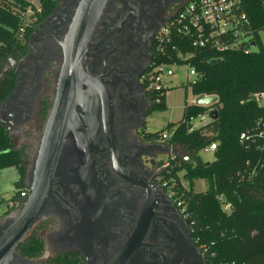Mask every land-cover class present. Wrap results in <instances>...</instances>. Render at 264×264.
<instances>
[{
    "label": "flooded vegetation",
    "instance_id": "obj_1",
    "mask_svg": "<svg viewBox=\"0 0 264 264\" xmlns=\"http://www.w3.org/2000/svg\"><path fill=\"white\" fill-rule=\"evenodd\" d=\"M70 1L67 8L59 6L54 19L36 24L24 55H10L17 61L15 86L1 118L11 138L31 135L30 166L55 100L61 43L81 0ZM176 2L107 0L88 42L85 67L109 100L83 89L42 215L22 240L35 234L43 250L31 257L17 246L7 264H208L192 237V219L161 185L160 158L167 156L158 151L167 144L147 140L153 134L147 132V118L155 112L142 79ZM43 101L50 108L41 123ZM14 212L2 215L0 237Z\"/></svg>",
    "mask_w": 264,
    "mask_h": 264
},
{
    "label": "trees",
    "instance_id": "obj_2",
    "mask_svg": "<svg viewBox=\"0 0 264 264\" xmlns=\"http://www.w3.org/2000/svg\"><path fill=\"white\" fill-rule=\"evenodd\" d=\"M60 1L38 0L39 9H36L29 0H0V64L12 53H26L27 41L36 24L48 17ZM242 4L252 35L246 50L219 53L174 38L172 44L178 52L168 48L164 55H157L153 47L151 61V65H190L197 74L195 82L188 84L192 95L218 98L209 107L186 103L178 122L168 123L159 133L147 136L148 141H153L168 132L170 139L164 142L180 152L179 156L160 162L161 177L175 178V183L170 185L174 198L192 219V237L201 251H205L208 264H264V146L257 149L254 144L239 141L242 132L264 118V107L254 99L255 95L264 94V44L259 37L264 30V0H243ZM29 10L36 20L25 24L24 15ZM186 53L191 56L182 59L180 56ZM214 59L219 61L210 64ZM14 86V72H5L0 77V105ZM49 108V102L41 103L38 113L41 123ZM166 110L165 97L153 106L154 112ZM206 113L209 123L192 129L191 119ZM213 143L214 159L206 164L199 152ZM182 157L188 161L183 162ZM10 168L18 175L13 202L20 193L28 191L26 148H17L0 124V171ZM179 172H183L187 187L178 179ZM196 180L206 181L208 189L194 192ZM19 207L9 208L6 213ZM17 249L36 257L42 252L43 244L32 234Z\"/></svg>",
    "mask_w": 264,
    "mask_h": 264
},
{
    "label": "water",
    "instance_id": "obj_3",
    "mask_svg": "<svg viewBox=\"0 0 264 264\" xmlns=\"http://www.w3.org/2000/svg\"><path fill=\"white\" fill-rule=\"evenodd\" d=\"M70 2V0H61L47 17V20L54 19L62 10L59 7L62 3L67 8ZM106 2L107 0H81L70 22L64 41L61 43L63 64L56 84L55 100L36 148L29 172V182H26L29 194L21 201V206L15 210L12 220L0 237V264L9 262L14 250L42 215L64 139L72 126L70 120L79 105L78 101L83 89L88 87L97 91L104 101L109 100L107 95L104 97L103 89L96 80L89 76L85 67L88 42ZM218 61V59H214L209 63L215 64ZM16 65L17 61L13 59V56L4 59L0 64V77L7 71L14 72ZM10 95L11 93L0 105V124L7 131L8 127L1 118V108ZM217 101V96L199 95L195 97L194 105L209 107ZM8 134L10 136L9 131ZM148 146L155 147L156 145L149 143ZM158 154L179 156L180 152L167 145L164 146L163 150L158 151ZM144 155L149 156L148 154Z\"/></svg>",
    "mask_w": 264,
    "mask_h": 264
},
{
    "label": "built area",
    "instance_id": "obj_4",
    "mask_svg": "<svg viewBox=\"0 0 264 264\" xmlns=\"http://www.w3.org/2000/svg\"><path fill=\"white\" fill-rule=\"evenodd\" d=\"M243 0H177L173 14L164 26H162L156 36L154 49L157 55H164L166 49L178 52L176 46L172 44L174 38L181 41H189L193 47L201 49H212L216 52L243 51L247 49L252 35L250 24L245 11L243 10ZM250 47H252L250 45ZM191 55L186 53L181 55L182 59H188ZM176 64V63H175ZM172 65L159 64L151 65L143 83L146 92L151 95L152 103L159 104L163 97H166L167 88L164 78H170L174 72L170 69ZM189 68V76L193 77V82L197 74L193 67ZM256 103L264 107V94L254 96ZM194 104V103H193ZM209 118V115L206 113ZM203 119V116H197ZM196 118L191 119L193 121ZM192 123V122H191ZM192 129L193 126H192ZM171 134L164 132L160 140L167 141ZM240 143H250L256 145L257 149L264 146V118L256 122L249 130L242 132L239 136ZM216 145L213 143L204 148L205 151L213 152ZM176 156H171L175 158ZM183 162H187V157H182ZM163 168V167H162ZM161 185L167 191L171 199L174 198L171 186L175 183V178L167 180L161 178ZM28 191H23L20 196L9 204V208H16L21 205V201L28 196ZM176 201V200H175ZM176 203L181 207L182 204ZM226 210L228 207L225 208ZM184 212V208L182 207ZM205 253V251H202Z\"/></svg>",
    "mask_w": 264,
    "mask_h": 264
},
{
    "label": "rangeland",
    "instance_id": "obj_5",
    "mask_svg": "<svg viewBox=\"0 0 264 264\" xmlns=\"http://www.w3.org/2000/svg\"><path fill=\"white\" fill-rule=\"evenodd\" d=\"M29 1L36 9H39L38 0ZM32 13L33 12L29 10L24 15L25 24L34 20V18H32ZM259 37L262 44H264V30L259 33ZM252 50H255V48H252ZM170 69L174 72V75L170 78H164V83L166 84L167 88H169V91L166 93L165 97L167 110L163 112H155L147 118L146 129L149 133H159L166 126V124L178 122L182 118L184 105L186 103L193 104L195 100V97L192 95L191 89L188 86V84L194 80L193 77L189 76L188 66L175 64ZM201 116H203V119L196 117V119L191 121V125L194 129L209 123L210 118H208L207 115ZM12 140L14 141L17 148L21 146L26 148L27 164L29 167L33 156L31 135L29 133L26 134L24 139L14 136L12 137ZM171 156L173 155L170 154L167 155V157L160 159L164 161L171 158ZM199 156L205 163L212 162L214 159L213 152L211 151L202 150L199 152ZM182 175L183 172H179L178 179L184 186L187 187V182L183 180ZM13 178H16L15 169H9V171H0V219L7 209H9L11 199L16 194L14 187L15 181H13ZM207 189L208 185L206 181H194V192H205Z\"/></svg>",
    "mask_w": 264,
    "mask_h": 264
},
{
    "label": "crops",
    "instance_id": "obj_6",
    "mask_svg": "<svg viewBox=\"0 0 264 264\" xmlns=\"http://www.w3.org/2000/svg\"><path fill=\"white\" fill-rule=\"evenodd\" d=\"M194 97H196V96H194ZM11 169H12V168H10V170H11ZM3 171H9V169H7V170H3ZM17 178H18V175H17V172H16V178H13V179H14L13 181H16Z\"/></svg>",
    "mask_w": 264,
    "mask_h": 264
}]
</instances>
